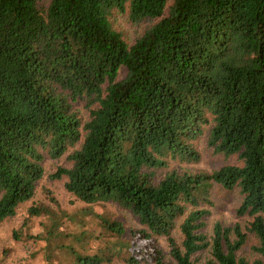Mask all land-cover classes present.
Segmentation results:
<instances>
[{
	"label": "trees",
	"instance_id": "obj_1",
	"mask_svg": "<svg viewBox=\"0 0 264 264\" xmlns=\"http://www.w3.org/2000/svg\"><path fill=\"white\" fill-rule=\"evenodd\" d=\"M41 1L0 0V223L33 197L46 157L62 159L50 178L142 226L116 251L92 246L98 236L80 222L74 264H264V0ZM116 14L146 25L128 40ZM204 134L239 162L170 167L197 161ZM213 183L238 190L235 212L248 219L216 221L208 235ZM97 217L123 236L120 221Z\"/></svg>",
	"mask_w": 264,
	"mask_h": 264
},
{
	"label": "rangeland",
	"instance_id": "obj_2",
	"mask_svg": "<svg viewBox=\"0 0 264 264\" xmlns=\"http://www.w3.org/2000/svg\"><path fill=\"white\" fill-rule=\"evenodd\" d=\"M49 0H42V4H47ZM114 23L128 40L135 38L145 27L146 23L133 24L127 20L126 15L116 14ZM76 108L83 117L87 116V110L82 102L76 103ZM199 152V159L192 162L173 161L170 167L187 169L191 171H212L225 164H237L236 155L225 156L221 153H214L206 145V135L199 137L196 142ZM64 164L62 159L52 160L46 157L44 161V175L36 183L33 197L21 203L15 215L6 218L0 223V264H74L71 247L73 235L80 229V222L88 224V229H93L98 236L92 241V246L103 247L106 243L112 249H117L120 243L131 241V233L142 226L128 210L119 207L113 202L86 205L77 200L64 188V180L50 178L55 167ZM241 197L237 189L226 190L219 184L213 183L210 189L211 205L207 206L209 214L204 217L205 226L203 231L208 235L214 222L223 224L238 222L244 224L248 216H239L235 208ZM46 207L51 215L29 216L28 209L31 206ZM49 214V213H48ZM98 214L106 215L111 219L120 221L125 232L121 238H116L107 234L99 227ZM87 228V227H86ZM48 240L43 236L47 235ZM176 239L180 241V234L175 229ZM15 235V236H14ZM32 235V236H29ZM39 235L38 238L33 237ZM33 237V238H32ZM42 237V239H40ZM250 235L248 242L241 249L242 253L249 255L250 245L253 243ZM158 244L167 255V245L164 238H158ZM74 246V247H73ZM72 247L75 248V245ZM79 248L76 243V250ZM199 261L208 257L207 251L199 253ZM105 264H126L121 257H112L111 261ZM144 264V263H141Z\"/></svg>",
	"mask_w": 264,
	"mask_h": 264
}]
</instances>
